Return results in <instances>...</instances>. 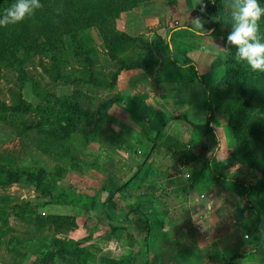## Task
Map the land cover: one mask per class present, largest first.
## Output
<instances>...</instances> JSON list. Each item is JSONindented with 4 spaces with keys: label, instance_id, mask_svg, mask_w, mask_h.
<instances>
[{
    "label": "trees",
    "instance_id": "trees-1",
    "mask_svg": "<svg viewBox=\"0 0 264 264\" xmlns=\"http://www.w3.org/2000/svg\"><path fill=\"white\" fill-rule=\"evenodd\" d=\"M145 1L148 0H39L42 6L35 9L38 10L35 22H29L31 19L27 15L24 20L18 23L0 26V64L15 74L20 84L19 87H22V83L27 81L23 64L29 53L47 54L51 65L56 68L59 60L54 52L55 46L62 45L63 40H68L75 61L87 67V80H78L77 83L93 84L97 89L107 90L111 89L117 72L121 70L139 69L145 74L151 75L157 65L154 52L157 53L161 50H165L167 55L163 67L164 74L174 77L183 72L182 63L186 59L180 62L174 58L176 54H184L181 52L179 43L176 44L177 47L172 45V41H175L172 36L180 33L201 36L206 35L205 33L209 30H212L213 34L218 26H222L223 31L219 36H222V48L226 54L225 59L221 61L222 75L211 84L204 82L191 62V71L194 77L190 76L191 79L188 80V83L195 82L201 88L204 94V107L208 115L205 126H193L199 133L198 142L194 147L198 148L199 152L205 151L202 148L211 147L210 136L213 139L214 146L212 147L217 145L212 127L208 125L212 123V116L223 114L227 117V128L233 139L234 149L230 152L231 157L237 164L255 171L258 178L250 182L238 177L220 176L213 153L191 175V178L192 182L196 183L205 177L212 176L216 181H222L223 184L229 182L235 185L234 195L241 203H244L243 205L247 209L245 213H242V216L243 226L248 233L249 240L240 251L230 256L223 264H235L237 261L252 258L264 244V71L253 70L246 60L239 59L237 47L231 45L227 40L237 23L234 13L238 11V0H208L198 10V15H195L200 17V26L196 25L193 28L191 22L186 26L175 27L169 31L166 38L155 37L150 43L143 40L141 35L132 36L134 28L137 27L136 23H139L135 16L127 19V25H129L126 26V33L115 30L114 24L119 14L125 13L129 17V13ZM13 3L15 0H0V16ZM258 3L260 7L264 8V0H258ZM257 23V40L264 44V15ZM30 24L34 26L31 28L28 26ZM91 28L95 29L100 37L110 62L115 61L117 69L110 74L109 80H106L100 73L98 77L94 76L90 70L92 68L90 60L92 52L90 47L85 46L89 40L84 32ZM135 42L140 44L143 52L137 54L128 63L121 60L119 55L123 54L129 46L134 47ZM57 71L58 69H56ZM104 80L107 82H103ZM81 93L60 95V97L49 94L42 95L39 98L41 103L36 106L26 104L19 97L11 105L0 101V123L11 124V120H15L16 126H22L23 130H34L43 141L42 143L38 142L35 148L58 162L60 160L58 157L64 159L68 154L65 146L66 141L73 135L76 136L78 131L86 130L85 139L97 140L105 122L107 110L111 105L119 102L117 97L102 100L88 115L80 107L78 97ZM29 114L34 115V121L32 123L23 122L21 117ZM167 121H164L159 129L163 130ZM88 124L91 127L84 128ZM160 132H157L155 140L152 142L153 146L149 157L162 139ZM157 140L158 142H156ZM172 147L177 149L175 156L181 162L180 164L185 165L192 158L191 152H188L189 150L184 146L173 143ZM147 152L137 163L131 176L124 181L121 180V184L100 189L91 186L84 191H78L77 197L70 200H67L65 195L60 192L57 194L52 192L57 188L56 182L61 179L62 171L60 169L47 174L44 168L26 170L17 165L0 164V189L25 183L32 186L38 193L37 197H27L20 204L13 206L14 217H20L39 232L44 230L46 233L43 238L25 240L9 236L11 230L6 223L7 215L0 214L2 226L0 228V247L14 259L11 264H16L18 260L17 264H42L41 259L46 256H48V264H55L58 261L63 264H94L96 255L93 254V251L96 249L92 245L82 246L84 241L90 239L89 237L75 242L66 238V235L77 227L75 217L69 215L68 211L58 214L51 209L58 205L75 206L82 201L80 207L90 206L93 215L95 214L94 208L97 206L96 197L100 190L106 193L105 199L100 205L101 209L109 201L119 213L103 209L99 214L108 222L125 226L120 228L110 226L105 230V234L113 235L119 231L118 236H125L127 239L132 237L146 239L152 236L149 222L152 214H145L141 209L129 208L127 199L135 197L122 195L124 191L132 188L131 183L136 177L146 174L148 160L142 166L141 163ZM56 153H58L57 156ZM77 163L80 164L78 161ZM50 174L54 177V181L57 180L53 181L51 186L46 181V177ZM189 186L191 187L192 183H189ZM115 193H118L116 203L110 200ZM117 200L122 203L121 206L118 205ZM76 214L81 215V212L77 210ZM100 261L103 264H129L127 259L101 258Z\"/></svg>",
    "mask_w": 264,
    "mask_h": 264
},
{
    "label": "rangeland",
    "instance_id": "rangeland-1",
    "mask_svg": "<svg viewBox=\"0 0 264 264\" xmlns=\"http://www.w3.org/2000/svg\"><path fill=\"white\" fill-rule=\"evenodd\" d=\"M207 1L208 0H148L133 9L129 13V17H127L125 13L119 14L114 22L115 30H123L124 28L126 31V26L129 25H127V19L135 16L139 23H136L137 27L134 28V35L132 36H144L145 34L146 37L143 38V40L150 43L155 37H158L155 35L154 30L159 26L162 29L160 33L163 34L162 36H164V39L166 38V34L169 33V25L171 26L170 29H172L177 26L189 25L192 22V27L195 28L197 24L194 21L198 18L195 15H198V10H200ZM33 12L28 15V18L31 19L29 22H35V17L38 15V10H35L34 13ZM28 26L32 28L34 25L30 24ZM222 31L223 27L218 26L215 33L212 34V30L205 33L211 35V40L204 39L205 43H208L205 45H201L203 39H200L201 37H197L196 35L180 33L172 36L173 40L181 35L185 36V42L182 44L180 43L179 45L181 47V52L184 55H174V58L177 61L183 62L184 59H186V62L184 61V63H182V66H184L182 73L194 77V74L191 71V62L194 61L195 58L197 60L202 59L205 55L203 51L206 50L205 46H207V50L214 53V64H216L217 67L215 68L214 65L211 66L210 70L206 73L199 74V77L202 81L211 84V82L216 80L217 77L222 75L223 69L221 61L226 57L222 48V36H219ZM84 34L87 35L89 40L88 43H85V46L90 47L92 52L90 55L92 65V68H90L91 72L94 73V76L96 77H98L99 73L103 74L106 80H109L112 71L109 70L110 67L109 69L107 67L104 68L101 64L103 62H109V65L107 66H110L111 64L115 65V61L110 63L109 56L106 55L103 43L95 29H88ZM172 45L177 47L175 41H172ZM162 51V55L166 56L165 50ZM54 52H56V57L59 60L58 67L56 66V68L51 65L47 54L29 53L23 64V70L27 81L22 83V87H19L20 84L15 77V74L0 64V101L7 105H11L13 101L19 97L26 104L36 106L41 103L39 98L42 95L49 94L54 95L55 97H60V95H71L82 92L80 97H78L80 107L90 115L102 97H104L103 93L105 90L102 88L97 89L93 84L83 85L77 83L78 80H87V67L75 61L68 40H63L62 45H56ZM142 52L143 50L140 44L135 42L134 47L129 46V48H126L125 52L119 55V58L128 63L133 60L137 54ZM158 53H161V51L157 53L154 52L157 62L159 60L158 58H163V56ZM100 55L102 57H100ZM56 69H58L57 72ZM114 69L115 66L112 70ZM103 82L107 81L104 80ZM187 89L190 91L192 90L191 87H187ZM21 120L25 123H32L34 121V115H23ZM211 121H214L215 123H217L216 121L220 122V125L213 126L214 128L221 127V125L224 126L222 129L218 130V132L219 138L223 139V148H225V150H221L222 153L214 152L213 155L216 160V168L220 172H218V174L222 177L233 176L253 182L258 178L257 173L246 166L237 164L230 155V152L234 149V145L232 136L227 128V117L223 114H215L211 117ZM203 126H205V124ZM84 128H89V126L86 125ZM76 134V136L73 135L66 141L65 146L68 154L65 155L64 159L58 157L60 160L57 162L47 156V154H43L40 150L35 148L38 142L42 143L43 141H41L42 138L34 130H23L22 126H16L15 120H11V124L0 123V164L17 165L26 170L44 168L47 174L51 173L53 170L60 169L62 171L61 179L59 181L56 180L59 184H56L57 188L56 190H52V192L53 194H57L58 192L63 194L65 192L66 198L67 196L76 198L78 191H84L91 186L99 189L97 186L98 184L95 185V182L98 181H102V185H105L107 188L114 186L113 183H110L109 181H105L106 184H104L105 182L103 179L99 178L101 173L99 167L95 164L96 162L92 163V165L85 163V161H90L94 158V155L92 154L93 152L91 151L93 150V147L90 149L88 148V143L93 144L94 139H85L86 137L83 131H78ZM213 135H215V133ZM220 143H222V141H220ZM57 154L58 153H56V156ZM220 156L222 157L220 158ZM135 159L139 158L135 157ZM77 161L80 162V164H78ZM117 163H114V165L108 164L105 168L107 172H105L106 174L103 173L102 177L109 178L110 175H114L117 170L116 168L120 167ZM137 163L132 166V168L135 169ZM102 172L104 171L102 170ZM183 175H185V177ZM191 175L192 174L185 171L184 173H181L180 176L182 177L166 182L168 184V189L175 188V190H177L176 192L181 193L182 191L183 195L179 194V198H175L179 199V204H177L172 197L167 198L168 204L166 207L171 208V210L165 212L162 219H170L171 222H168L170 223L169 225H177L178 230H170L168 229V225L166 226V224H164L162 228L164 232L163 236L173 237L172 240L170 238L166 240L169 244L168 248L173 249V247L179 246L176 249L179 252H182L180 253L183 258L180 259L182 264H223L230 256L237 251H240L246 241L249 240L248 233L243 226L242 216V213L247 211L246 206L235 197L233 192L235 187L234 184L229 182L223 184L222 181H216L212 176L205 177V179L194 183L192 182ZM53 179L54 177L51 174L46 177L48 185L51 186L54 181ZM189 183H192L191 187L189 186ZM21 185H25V183H21ZM140 189L141 185L138 184L137 181L132 185V188L123 192L122 195L125 197H135L134 199H127L129 208L139 209L147 200L144 199L143 195H140L143 193ZM29 192V189L19 186H15L12 190L6 188L0 189V214L7 215L6 223L11 230L9 236L17 237L21 240L43 238L46 235L44 230L39 232L20 217L16 218L13 215L15 210H13L12 207L20 204L23 200L22 198L20 199L19 196L22 194H29ZM105 194L106 193L104 192L101 196L103 199H105ZM194 196H196V200L194 199ZM101 197L97 195L96 201L100 203V199H102ZM212 197H216V200L213 202V210L208 212L205 209V206ZM111 198L112 199L110 200L116 203L115 200L117 197L115 198L113 196ZM81 203L82 201L79 204H75V206L66 207L67 210L65 212L68 211L67 213L69 215L76 216L75 220L77 222V227L69 232L67 234L68 237L66 235V238L75 242L76 240L78 241L89 237L90 239L84 242L89 246H94L93 240L99 239L103 236L105 238L109 235L105 234V230L111 225L107 224V226H105V224L99 225L98 222L93 223L92 219L97 215L91 214L92 211L88 205L80 207ZM105 204L106 205L103 206V209L110 210V208H112V202L108 201ZM118 205L121 206L122 203L118 201ZM71 207H73V209H81V215L71 212L73 211V209L69 210ZM99 208L100 207L97 206L94 208V212L98 215ZM101 208L99 212L103 210ZM233 210L235 212H233ZM63 213L61 212L58 214ZM205 222L208 224V228L200 229L201 225L204 226L203 224H205ZM94 224L95 226H93ZM92 227H94L97 232H100L94 234ZM0 228H2L1 222ZM199 229L200 233L197 231ZM202 233L204 234L201 237L200 235ZM204 236L205 238L208 237V239L204 240ZM121 238L125 241L127 240L125 236ZM234 245H236V247H233ZM94 253L96 256L99 254L96 250L93 251V254ZM206 256L208 259H206ZM13 260L14 259L6 254L3 248L0 247V264H11ZM30 260L32 261L33 258L31 257ZM41 261L42 264L47 263L48 256L45 258L43 257ZM17 263H19V260L16 264ZM235 264H264V244L254 257L241 260V262L237 261Z\"/></svg>",
    "mask_w": 264,
    "mask_h": 264
},
{
    "label": "crops",
    "instance_id": "crops-1",
    "mask_svg": "<svg viewBox=\"0 0 264 264\" xmlns=\"http://www.w3.org/2000/svg\"><path fill=\"white\" fill-rule=\"evenodd\" d=\"M170 28L171 26L169 25V31L171 30ZM118 31L126 32L124 28ZM160 31H162V29L157 26L154 30L155 35L163 38L164 36H162L163 34L160 33ZM142 37L145 38L146 35L144 34ZM197 37L203 39V43H200L201 45L208 44L205 43L204 39L211 40V35L208 34ZM183 42H185V36L181 35L175 38V44H182ZM207 48L208 47L205 46L206 50L203 51L205 55L202 59L197 60L195 58V60L192 61L198 75L206 73L213 65L215 68L217 67V65L214 64V53L207 50ZM158 54L162 55L163 51L161 50V53ZM100 57L102 56L100 55ZM166 58L167 55L163 56V58H158L157 65L154 67V72L151 75H147L139 69L121 70L117 72L115 80L112 82L111 89H107L103 93V100L117 97L119 98V102L111 105L107 110L106 119L100 129L98 140H94L93 144L88 143L89 149L93 147L91 151L93 152L94 158L93 160L85 161V163L92 165V163L96 162L95 164L99 167L101 173V175L99 174L100 177L98 176L100 179H103L104 182H112L113 185L121 184V180L124 181L131 176L134 170L132 166L139 162L142 159L141 157L148 150L151 153V148L153 146L152 142L155 140L157 132L161 131L160 135L162 139L158 147L153 150V153L149 157L150 160L147 159L148 165L147 172L144 175L145 177H136L131 183V185H133L138 181V184L141 185L140 190L143 191L140 195H143L144 199H147L139 209L145 214H152L149 220L150 229L152 230L150 234H152V236L146 239L132 237L125 241L118 236L119 231H116L113 235L111 234L105 238L103 236L99 239H95L93 240V247L99 254L96 256L94 264H103L100 261L101 258L111 260L127 259L129 264H182V261H180V259H183L182 255H180L182 252L176 249L179 246L169 249V244L166 240L169 238L172 240L173 237L163 236L164 232L162 229L164 224H166V226L168 225V229L170 230H178V226L169 225L170 223L168 222H171V220L162 219V216H164L165 212L171 210V208L166 207L168 204L167 198L172 197V199L179 204V199L175 198H179V194L183 195V192H176L177 190H175V188L168 189V184L166 182L182 177L180 175L185 171L193 174L200 168L203 162L206 161L204 159H208L211 153H222L221 150H225V148H223V139L219 138L218 132V130L222 129L224 126L221 125V127L217 128L213 127L220 125L218 121H216V125L214 121L208 125L212 127L215 133V137L218 140L217 145L212 147L214 146L212 144L213 139L210 136L209 142L211 143V147L208 149L206 147L202 148L205 150L203 152H199V149L194 147L198 142L199 133L193 126H203L204 124L206 125V121H208V115L204 107V94L197 83H188V80L191 79L190 75L181 72L174 77H170L164 74L165 70L163 67ZM101 65L108 69L110 67L109 70L112 71L111 74L117 69L116 65L113 64L107 66L109 62H103ZM114 66L115 69L112 70ZM187 87H191L192 90H188ZM102 99L100 101H102ZM164 121H167V123L164 129L161 130L159 128ZM90 127L91 126H89V128ZM85 131L83 132L85 133ZM220 141H222V143H220ZM156 142H158V140ZM173 143L184 146L189 150L188 152H191L192 158L187 164H180L181 162H179L175 156L177 149L172 147ZM135 157L139 159H135ZM221 157L222 156H220V158ZM114 163L120 166L116 168L117 170L114 175H110L109 178L102 177V174L107 172L105 168L108 164L114 165ZM102 170L104 172H102ZM183 176L185 177V175ZM95 183V185L98 184L97 186L99 189L105 187V185H102V181ZM56 184H59V182H56ZM104 184H106V182ZM15 186L24 187L30 191L29 194H22L19 196L20 199L38 196L34 188L27 184L21 185V183H18L6 189L12 190ZM103 193L104 191L100 190L98 196L101 197ZM63 194L65 195V192ZM117 194L118 193L114 194L115 198L118 196ZM196 196H194L195 200ZM101 198L103 199V197ZM70 199H72V197L67 196V200ZM102 199H100V203L96 201L97 207L101 208ZM214 200H216V197L209 199L210 203L208 202L205 206L208 212L213 210ZM209 205L211 206L210 210ZM66 207L67 205H58L52 210L53 212L56 211V213H63L67 210ZM100 208L98 213H100ZM77 210L80 212L82 211L81 209H73L71 212L75 214ZM110 210L116 212L113 205ZM233 212L235 211L233 210ZM116 213H119V211L117 210ZM94 215L97 216L92 219L93 223L98 222L99 225L105 224V226L108 224L113 228L125 227L123 224L119 223H108L107 219L100 214H96V212ZM203 225L204 226L201 225L200 229L208 228L206 222ZM93 226H95V224ZM92 228L94 234L100 232H97L94 227ZM200 229L197 230L198 233H200ZM203 234L204 233L200 236L202 237ZM203 239L207 240L208 237L205 238L204 236ZM82 246L88 245L83 243ZM233 247H236V245ZM206 259H208L207 256ZM46 264H48V262ZM55 264L63 263L58 261L55 262Z\"/></svg>",
    "mask_w": 264,
    "mask_h": 264
},
{
    "label": "clouds",
    "instance_id": "clouds-1",
    "mask_svg": "<svg viewBox=\"0 0 264 264\" xmlns=\"http://www.w3.org/2000/svg\"><path fill=\"white\" fill-rule=\"evenodd\" d=\"M238 3V11L234 13L237 23L227 40L237 47L239 59L246 60L253 70L264 71V44L257 40V22L264 15V8L260 7L258 0H238ZM41 6L39 0H15L0 16V26L18 23ZM194 22L200 26L199 18Z\"/></svg>",
    "mask_w": 264,
    "mask_h": 264
},
{
    "label": "water",
    "instance_id": "water-1",
    "mask_svg": "<svg viewBox=\"0 0 264 264\" xmlns=\"http://www.w3.org/2000/svg\"><path fill=\"white\" fill-rule=\"evenodd\" d=\"M149 155H150V151H148L147 154L145 155V157L143 158L142 163H141V166H142V165L145 163V161L148 159Z\"/></svg>",
    "mask_w": 264,
    "mask_h": 264
},
{
    "label": "built area",
    "instance_id": "built-area-1",
    "mask_svg": "<svg viewBox=\"0 0 264 264\" xmlns=\"http://www.w3.org/2000/svg\"><path fill=\"white\" fill-rule=\"evenodd\" d=\"M201 197V196H200Z\"/></svg>",
    "mask_w": 264,
    "mask_h": 264
}]
</instances>
